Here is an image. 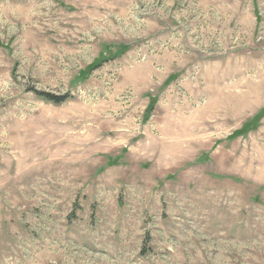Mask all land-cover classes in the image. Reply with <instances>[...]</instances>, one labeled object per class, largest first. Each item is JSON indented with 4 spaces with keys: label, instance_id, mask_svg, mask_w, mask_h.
I'll return each mask as SVG.
<instances>
[{
    "label": "rangeland",
    "instance_id": "1",
    "mask_svg": "<svg viewBox=\"0 0 264 264\" xmlns=\"http://www.w3.org/2000/svg\"><path fill=\"white\" fill-rule=\"evenodd\" d=\"M0 264H264V0H0Z\"/></svg>",
    "mask_w": 264,
    "mask_h": 264
},
{
    "label": "trees",
    "instance_id": "2",
    "mask_svg": "<svg viewBox=\"0 0 264 264\" xmlns=\"http://www.w3.org/2000/svg\"><path fill=\"white\" fill-rule=\"evenodd\" d=\"M39 95L42 96V97H44L45 99H48V100L53 101V102H56L58 104L64 103L66 101V97H61V98H59V97H53V96H50V95L45 94V93L44 94L43 93H39ZM153 106H154V103H152L150 105L149 112L153 109ZM256 123H257V121L256 120H253V121L245 124V127H246L247 130L253 129V127H255V124Z\"/></svg>",
    "mask_w": 264,
    "mask_h": 264
}]
</instances>
